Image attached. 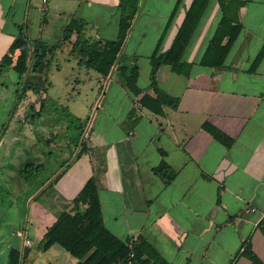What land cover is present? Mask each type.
Returning <instances> with one entry per match:
<instances>
[{
	"label": "crops",
	"instance_id": "1",
	"mask_svg": "<svg viewBox=\"0 0 264 264\" xmlns=\"http://www.w3.org/2000/svg\"><path fill=\"white\" fill-rule=\"evenodd\" d=\"M176 1L139 0L121 49V60L138 65L137 84L150 94L149 56ZM239 1L241 29L222 66L199 63L221 15L218 0H209L181 57L191 63L188 73H177L168 64H161L156 72L159 87L179 98L177 107L166 106L162 114L140 107L141 116L130 129L123 121L130 108L138 105L139 95H131L122 85L116 67L106 77L94 70L95 83L74 77L73 89L89 84L86 95L95 97L93 105L86 103L82 113L64 110L63 115L71 113L78 124L63 115H45L49 106L59 105L61 87L71 83V61L64 66L60 62L40 66L28 74V90L40 101L39 107L36 105L37 134L25 135L27 148L39 139L46 146L37 149L36 162L14 168L21 181L33 183L25 192L23 227L16 232L24 252L20 264H45L39 256L54 244L42 250L43 233L70 207L91 175L96 177L104 225L120 239L145 240L165 263L250 264L242 253L247 243L264 262V230L259 227L260 222L264 227V53L252 67L264 46V0ZM64 2L63 7L49 6L46 0L40 10L42 0L40 5L33 0H0V59L18 34L19 25L31 39L46 41L54 34L45 16L50 7L55 17H62L59 27L74 16L84 21V36L92 41L117 37L118 0ZM190 2L178 0L160 50L170 46ZM107 8L112 9L111 14L103 15ZM74 37L62 41L59 48L64 44L69 50ZM81 65L90 76L91 68ZM33 95L28 93L23 112L35 100ZM204 122L226 134L231 144L215 138L203 128ZM23 124L28 127L27 117ZM83 141L87 150L77 154ZM52 150L60 152L62 162H56L46 176L41 175ZM161 159L175 172L168 182L153 171ZM31 169L34 172L30 174ZM250 206L255 211L246 212ZM5 238L8 241L0 232V240ZM12 247L16 246L8 244L7 255ZM6 261L7 257L2 264Z\"/></svg>",
	"mask_w": 264,
	"mask_h": 264
},
{
	"label": "trees",
	"instance_id": "2",
	"mask_svg": "<svg viewBox=\"0 0 264 264\" xmlns=\"http://www.w3.org/2000/svg\"><path fill=\"white\" fill-rule=\"evenodd\" d=\"M209 0H191L185 11L184 17L178 26L170 46L160 50V41L170 24L178 7L176 1L167 22L150 53L149 86L153 94L145 92L137 84L138 65L122 61V46L127 36L128 29L139 9V0H118L119 18L118 34L115 39L90 40L84 36V21L72 16L62 28L60 41L52 44L39 38L31 39L27 36L24 27L19 25V32L14 37L0 59V68H12L29 88L28 74L35 72L40 66H49L54 52L62 41H71L70 53L79 55V62L86 68H91L102 77H106L113 67H116L117 75L122 85L137 96L138 105H133L123 121L127 129L139 120L140 107H144L154 113L162 114L164 107L176 108L179 98L170 95L161 89L157 83L156 72L161 64H168L177 73H188L190 62L183 60L182 54L189 42ZM221 11L220 18L209 38L208 44L199 59L201 65L222 66L225 56L235 40L241 22L238 17L239 0H218ZM264 53V46L255 56L252 67L256 66ZM24 92L22 94L25 95ZM19 96V97H22ZM203 128L209 131L215 138L229 146L232 140L218 128L208 122L203 123ZM87 150L84 141L81 143L77 154ZM163 152V151H162ZM155 173H159L169 181L175 174L169 171L167 163L161 159L159 164L153 167ZM70 207L61 211L56 219L46 228L39 247L46 250L53 244H58L77 259L75 264H126L130 251L134 252V264H163L155 248L143 239H133L132 248L128 247V239H120L113 234L103 223L100 202L96 186V177L91 175L81 186L70 201ZM259 223V227H264ZM250 264H264L247 243L242 249ZM24 252L12 247L8 251L5 264H20ZM47 264H54L48 262Z\"/></svg>",
	"mask_w": 264,
	"mask_h": 264
},
{
	"label": "rangeland",
	"instance_id": "3",
	"mask_svg": "<svg viewBox=\"0 0 264 264\" xmlns=\"http://www.w3.org/2000/svg\"><path fill=\"white\" fill-rule=\"evenodd\" d=\"M33 1L34 4L37 5H40L41 3V0ZM64 1L65 0H49L48 5L51 6L55 3L57 6L63 7V5H65ZM49 9L50 10L46 11L45 16L54 34H51L52 38H47L46 41L49 40L51 42H56L57 39H60L62 34L63 27H59L62 17H55L53 9L51 7ZM102 11L103 15H110L112 9L107 8ZM10 14L11 13H9V19ZM12 14H15V11H13ZM39 15L42 14L39 13ZM69 51L70 49L67 50L66 45L63 44L56 50L53 55L54 60L49 64L51 65L55 62H60L64 66L67 65V61L70 60V65L74 67L72 69L73 71L71 70V74L73 75L71 83L64 84L58 95L61 104H55V108L49 106V109H46L48 110L45 114L46 116L49 115L50 117H53L57 114L59 118L63 115L64 110L67 108L75 110L76 112L80 111L79 113H82L86 107V103L90 106L93 105V99L95 100V97L92 98L91 94L86 95V92L88 91L85 90L89 89L90 80L91 82L96 81V72L89 69V76L78 60L79 55H76L77 53H70ZM77 75H79V77H83L84 80H86V83L88 82L89 84H85L82 88L76 87L73 89L71 85H74V77ZM20 81L21 80L17 73L12 68L5 66V68L0 69V232L6 234L8 237V241H6V238L3 242L0 240V264H2L7 257L8 244L16 246L19 250H21L20 238L17 236L16 232L17 230H21L23 227V223L26 218L25 213L27 211L25 192H27L28 188H30L33 184L32 181L27 183H25L24 180L21 181L19 172L14 170V168L20 163L25 164L27 162H36L37 158L35 156L37 149L39 147L42 149V147L46 146L44 142L39 139L38 143L34 142L31 147L28 146L29 148H27L28 140H26L25 135L30 136L31 133L34 134V132L37 134L35 128L38 120L39 112L37 110L40 99H37L38 95H33V93L29 92L31 90L23 87L24 82ZM24 92L26 94L22 96ZM28 93L30 97L33 95L35 100H32L33 103L28 106L26 112H23L22 109L23 106L26 105ZM95 96L99 99L100 93L96 91ZM85 98L88 101H86ZM48 101H50V98H48ZM36 105H38V107H36ZM25 117L28 118V127L23 124ZM63 117L68 118V121L71 123H79L78 118H74L71 113H66ZM84 117V120H87V117ZM24 146H26V150H24ZM48 154L49 152L47 155ZM56 162L61 163L62 158H60V152L52 150L51 158L46 159L45 168L40 171V174L46 176L52 169V166H55ZM29 171L30 174L34 172L32 169ZM33 241L34 244H38L37 238H33ZM39 260L45 262V264L48 262L55 264H73L75 258L63 247L58 244H54L49 250L40 254Z\"/></svg>",
	"mask_w": 264,
	"mask_h": 264
},
{
	"label": "built area",
	"instance_id": "4",
	"mask_svg": "<svg viewBox=\"0 0 264 264\" xmlns=\"http://www.w3.org/2000/svg\"><path fill=\"white\" fill-rule=\"evenodd\" d=\"M45 2H46V0H42V5L39 7L40 10L44 9V5L43 4H45ZM245 211L246 212H253V211H255V208L251 207V206L250 207H246ZM262 215H264V211L262 212ZM132 241L133 240H129L127 242L129 248H132V246H133V242ZM25 242H28V240L26 239ZM133 256H134V252L131 250L130 253H129V256L127 258L126 264H134ZM116 264H120V263H116ZM163 264H168V263H163Z\"/></svg>",
	"mask_w": 264,
	"mask_h": 264
}]
</instances>
